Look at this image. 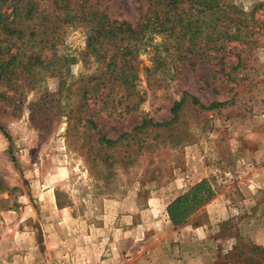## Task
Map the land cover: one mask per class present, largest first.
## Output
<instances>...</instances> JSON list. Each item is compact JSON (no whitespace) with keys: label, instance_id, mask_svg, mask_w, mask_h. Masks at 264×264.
I'll return each mask as SVG.
<instances>
[{"label":"rangeland","instance_id":"obj_1","mask_svg":"<svg viewBox=\"0 0 264 264\" xmlns=\"http://www.w3.org/2000/svg\"><path fill=\"white\" fill-rule=\"evenodd\" d=\"M54 1L35 0L55 10L46 26L54 39L31 49L44 69L0 85V128L11 137L0 129V239L23 229L27 208L44 215L41 204H58L83 244L95 234L93 252L105 235L122 247L139 238L141 250L171 238L204 264H264V0H232L234 22L215 43L223 49L196 54L186 43L181 60L154 71L148 48L131 63V90L109 66V44L103 62L87 49L88 13L135 27L150 1L66 0L78 10L73 23ZM183 97L169 128L135 130L171 120ZM191 97L222 105L200 109Z\"/></svg>","mask_w":264,"mask_h":264},{"label":"trees","instance_id":"obj_2","mask_svg":"<svg viewBox=\"0 0 264 264\" xmlns=\"http://www.w3.org/2000/svg\"><path fill=\"white\" fill-rule=\"evenodd\" d=\"M149 1V10L135 27L125 21H111L103 13H88L90 30L87 49L93 52L98 62H103L109 53V48H106L109 44L114 50L109 66L113 67L116 79L128 90L135 88L137 79L131 63L146 55L148 48L154 53L151 59L154 71L164 66L167 59L181 60L184 57L183 51H186V43L196 54L223 49L218 47L222 42L218 45L215 43L228 35L234 22L230 14L237 10L232 0ZM54 3L58 6L56 10L63 11L64 22L73 23L75 19H79L72 16L78 10L71 8L66 0H55ZM37 5L35 0H0V85L16 86L24 76L26 80L29 77L35 79V69L39 64L44 69L42 56L31 49L37 41H40L39 44H46L54 39L49 38L50 28L46 29V26L55 10L51 13L42 12ZM24 22L30 24L28 33L23 28ZM239 24L241 25V20ZM148 72H152V69L148 68ZM185 101L186 98L183 97L174 104L171 120L153 123L145 119L135 130L142 131L148 127L169 128L179 119V112ZM191 101L194 106L204 110H213L222 105L213 103L205 106L196 97H191ZM0 129L11 141L9 133ZM99 141L108 147H114L119 139L114 141L101 136ZM171 220L176 221L174 214L171 215Z\"/></svg>","mask_w":264,"mask_h":264},{"label":"crops","instance_id":"obj_3","mask_svg":"<svg viewBox=\"0 0 264 264\" xmlns=\"http://www.w3.org/2000/svg\"><path fill=\"white\" fill-rule=\"evenodd\" d=\"M41 205L45 207L44 215L35 216L32 208H27V215L18 218L23 229L0 239V264H204L203 256L188 249L186 244L172 248L176 240L171 238L167 239L170 245L162 249H152L147 246L149 238L143 239L147 248L141 250L139 238H133L131 246L122 247L115 238L112 243L113 240L105 235L99 238L103 240L100 250L93 252L88 242L97 240L95 234L87 236V242L83 244L82 234L75 232L73 227L75 220L63 217L62 207L58 204ZM47 206L55 216H48L45 212Z\"/></svg>","mask_w":264,"mask_h":264}]
</instances>
